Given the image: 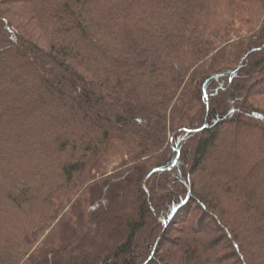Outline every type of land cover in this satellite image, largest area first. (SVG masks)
<instances>
[{
	"label": "trees",
	"instance_id": "1",
	"mask_svg": "<svg viewBox=\"0 0 264 264\" xmlns=\"http://www.w3.org/2000/svg\"><path fill=\"white\" fill-rule=\"evenodd\" d=\"M263 45L264 0H0V264H264Z\"/></svg>",
	"mask_w": 264,
	"mask_h": 264
},
{
	"label": "rangeland",
	"instance_id": "2",
	"mask_svg": "<svg viewBox=\"0 0 264 264\" xmlns=\"http://www.w3.org/2000/svg\"><path fill=\"white\" fill-rule=\"evenodd\" d=\"M7 7H9V6H7ZM13 14L15 13H17L16 15H17V20L19 21V22H22L24 25H27V26H29V27H32V26H36L37 27V24L35 23V21H33V20H31L30 18H29V15H26L25 13H24V11H23V9H21V7H15V6H10L9 8H8ZM14 14V15H15ZM263 49H264V45H263ZM258 87H259V85L258 86H254L253 88H252V91L253 92H255V91H257V89H258ZM0 94H2L1 92H0ZM250 100L253 102V104L254 105H257V106H259V107H261V108H263L264 109V94L263 95H252V97L250 98ZM90 110V109H89ZM92 112V114H94V112L93 111H91ZM254 141L253 142H255V141H257V137L256 138H254L253 139ZM240 142H242V143H246L247 141H240ZM218 149L220 150V151H223L224 150V147H223V144L222 143H219L218 144ZM230 152H233V151H229V153ZM233 154V153H232ZM236 157L235 158H237V157H239L240 158V156L237 154V153H235L234 154ZM114 159H112V160H110V163H108V167H109V169H111V167L113 166V164H115L114 163ZM261 178H262V186L264 185V175H262L261 176ZM208 223V221L206 222V224ZM208 225H209V223H208ZM183 226L184 225H178V227L179 228H182L183 229ZM67 235H68V233H66ZM138 241H139V239H138Z\"/></svg>",
	"mask_w": 264,
	"mask_h": 264
}]
</instances>
